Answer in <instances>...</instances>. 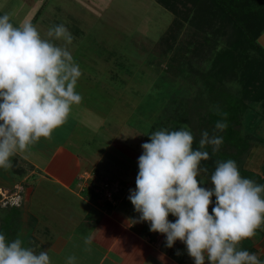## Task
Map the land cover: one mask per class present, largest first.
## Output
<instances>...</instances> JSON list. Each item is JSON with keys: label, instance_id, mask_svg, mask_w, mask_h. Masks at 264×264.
<instances>
[{"label": "clouds", "instance_id": "obj_1", "mask_svg": "<svg viewBox=\"0 0 264 264\" xmlns=\"http://www.w3.org/2000/svg\"><path fill=\"white\" fill-rule=\"evenodd\" d=\"M73 41L63 23L42 34L30 21L14 25L10 14L0 15V168H10L13 156L42 137L51 138L81 103L76 86L82 70L69 47ZM226 127L218 120L213 133ZM149 136L128 196L139 213L132 223L149 222L150 231L165 235L169 248L183 242L194 264H264L256 253L238 247L264 226V184L242 176L233 159L217 161L210 187L200 176L207 171L201 168L210 157L207 146L218 151L223 137L203 130L194 148L188 127L161 128ZM0 264L52 261L47 250L36 252L19 236L9 240L0 232ZM66 264H76V257H67Z\"/></svg>", "mask_w": 264, "mask_h": 264}, {"label": "rangeland", "instance_id": "obj_2", "mask_svg": "<svg viewBox=\"0 0 264 264\" xmlns=\"http://www.w3.org/2000/svg\"><path fill=\"white\" fill-rule=\"evenodd\" d=\"M5 13L10 14L14 25L34 20L42 34L53 25L68 24L66 26L74 36L69 47L82 70L78 92L85 94L86 107L100 115L102 124L97 131L102 135V146L119 147L126 154L124 182L128 185L125 189L121 185L114 186L116 179L108 183L113 190L118 188L116 191L121 190L123 195L126 192L129 196L130 189L136 187L142 143L149 141V135L156 130H170L172 121L166 110L174 108L176 100L197 94L188 80L181 76L174 78L172 71L168 72L174 49H167L162 38L173 21V14L156 0H0V15ZM55 13L61 19L52 20ZM187 34V27L177 32L173 42L176 49L186 44ZM260 42L264 46V34ZM85 105L73 106L71 114L77 113V118L85 116L87 110L82 108ZM256 109L261 111L262 107L256 106ZM259 117L261 120L256 132L252 133L254 142L246 165L262 171L264 117ZM92 127L88 123L89 129L85 127V132L92 133ZM56 129L62 132L60 137H64L65 123ZM76 132L81 134L77 125ZM86 146L84 144V148ZM200 176L205 181L204 186L210 187L209 177L203 172ZM95 191L102 190L89 185L80 194L91 197ZM5 199L7 203L0 206V214L11 204L9 195ZM63 206L68 208L66 204ZM28 210L31 212L32 207ZM67 223L61 222L65 226ZM46 234L42 242L48 243Z\"/></svg>", "mask_w": 264, "mask_h": 264}, {"label": "crops", "instance_id": "obj_3", "mask_svg": "<svg viewBox=\"0 0 264 264\" xmlns=\"http://www.w3.org/2000/svg\"><path fill=\"white\" fill-rule=\"evenodd\" d=\"M84 100L82 92L83 105ZM82 108L87 114L81 118L70 113L64 137L55 129L51 138L42 137L25 152L13 156L10 168H0V206L6 205L7 195L11 201L0 214V226L11 214L17 221L9 240L19 236L36 252L47 250L52 264H66L69 256L76 257V264H194L183 242L169 248L165 235L150 231L149 222L132 223L139 213L127 193L123 195V191L109 185L114 179V186L125 189L128 185L124 182L126 154L119 147L102 146V135L97 131L102 124L100 115L86 105ZM88 123L93 126L92 133L84 130ZM89 185L102 191L82 196L80 192ZM15 208L18 213L14 216ZM169 219L176 217L169 214ZM65 221L67 226L61 224ZM46 233L48 243L42 242ZM86 238L91 242L86 244ZM239 247L255 248L264 260V235L259 240L245 239Z\"/></svg>", "mask_w": 264, "mask_h": 264}, {"label": "trees", "instance_id": "obj_4", "mask_svg": "<svg viewBox=\"0 0 264 264\" xmlns=\"http://www.w3.org/2000/svg\"><path fill=\"white\" fill-rule=\"evenodd\" d=\"M156 1L174 16L162 38L167 49H174L168 72L172 71L174 78H185L197 90L166 110L172 121L170 130L190 128L194 148L199 147L203 130L223 137L219 150L213 153L207 146L210 157L201 161L208 179L217 161L233 159L242 176L264 184V164L262 171L246 165L254 142L252 133L261 120L259 115L264 117V46L259 40L264 33V0ZM55 16L52 20L61 19ZM183 27L188 29L187 41L176 49L173 42ZM218 120L226 121L227 127L213 133ZM11 215L0 226L8 239L17 225ZM263 235L264 226L251 238L259 240ZM249 251L255 253V248Z\"/></svg>", "mask_w": 264, "mask_h": 264}]
</instances>
